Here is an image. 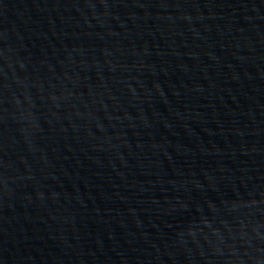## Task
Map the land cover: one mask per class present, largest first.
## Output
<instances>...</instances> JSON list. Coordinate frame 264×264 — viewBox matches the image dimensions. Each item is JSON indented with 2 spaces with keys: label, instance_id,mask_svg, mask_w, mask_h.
<instances>
[{
  "label": "water",
  "instance_id": "obj_1",
  "mask_svg": "<svg viewBox=\"0 0 264 264\" xmlns=\"http://www.w3.org/2000/svg\"><path fill=\"white\" fill-rule=\"evenodd\" d=\"M0 264H264L243 0H0Z\"/></svg>",
  "mask_w": 264,
  "mask_h": 264
}]
</instances>
